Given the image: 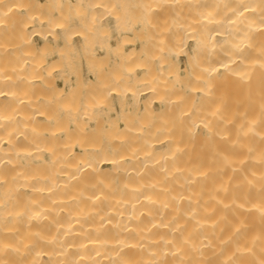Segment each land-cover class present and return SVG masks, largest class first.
<instances>
[{
	"label": "bare ground",
	"instance_id": "obj_1",
	"mask_svg": "<svg viewBox=\"0 0 264 264\" xmlns=\"http://www.w3.org/2000/svg\"><path fill=\"white\" fill-rule=\"evenodd\" d=\"M0 264H264V0H0Z\"/></svg>",
	"mask_w": 264,
	"mask_h": 264
},
{
	"label": "rangeland",
	"instance_id": "obj_2",
	"mask_svg": "<svg viewBox=\"0 0 264 264\" xmlns=\"http://www.w3.org/2000/svg\"><path fill=\"white\" fill-rule=\"evenodd\" d=\"M41 1H44V0H41ZM110 27L112 26V23H110V25H109ZM112 28V27H111ZM110 29V28H109ZM108 28L106 29V32H108V30H109ZM112 30H114L113 28H112ZM112 30H110V34H109V32H108V39L106 38V40H105V42H107L108 41V43H111L112 45H115L118 41H121L122 39H121V37L122 36H126V35H124L123 33H119V36H118V33H117V31L116 30H114V32H111ZM106 34V33H105ZM107 37V36H106ZM110 38V39H109ZM60 40V42L62 41V39H59ZM96 41V43H98L99 45H97L95 42H93V47H94V45H95V49L94 48H92L94 51L95 50H97L96 52H94L93 50H91V54H92V52H93V54L92 55H94L96 58H100V57H102L101 59H103V56L104 55H106V56H104V57H106V60L107 61H109V66L108 67H113L112 65H114V62L112 61V59H109V58H107L108 57V55H107V53H105V52H107V50L105 49V47L107 48V45H104L105 47H103V45H101L98 41L99 40H95ZM39 42V43H38ZM41 42V40H39V39H37L36 41H35V46H36V49L39 51V49L40 50H42L41 51V53H43L42 54V57H44L43 59L49 64V65H51L50 63L51 62H53V61H57L58 62V59H59V53H57V52H59L60 50L56 47V45H51V46H53L50 50L48 49L47 50V48H46V52H43V49H44V46H42V44H44V43H40ZM75 42L76 43H74L75 44V48H76V46H77V48L76 49H74L73 50V56H72V59H71V61L73 62L72 63V66L71 67H74V70H75V72H72L71 73V76H74L75 74L74 73H79L80 74V76H81V74H82V81L83 82H90V79L91 78H93V76H92V72L89 70V66L87 65V62L85 61V56H83L84 54V52H83V49L81 48L82 46H80V44H81V42H80V40H78V39H76L75 40ZM100 42H103V43H105L104 42V40L103 41H100ZM40 44V45H39ZM106 44V43H105ZM81 45H83V44H81ZM100 45L102 46V50L100 49L101 47H100ZM139 46V45H138ZM100 47V48H99ZM81 48V49H80ZM90 48H91V45H90ZM59 50V51H57V50ZM78 50V51H77ZM83 53H82V52ZM99 51V52H98ZM100 51H102V53L100 52ZM98 52V53H97ZM45 53V54H44ZM48 53V54H47ZM78 53V54H77ZM80 53H81V55H80ZM100 53V54H99ZM76 54H77V56L78 57H76ZM80 55V56H79ZM53 57H55V58H53ZM77 58V59H76ZM80 60H82V61H80ZM104 60V59H103ZM105 60V61H106ZM81 62V63H80ZM84 63V64H83ZM55 64V63H54ZM183 61L181 62V66L183 67ZM82 66V67H81ZM86 66V67H85ZM87 71V72H86ZM77 73V74H78ZM64 75H66L65 73H63ZM62 74V72L61 73H54L53 74V78H55L54 79V83L57 85L58 84V86L60 85V86H63V84L65 85V82H64V80H65V76H60V75H63ZM88 75V76H87ZM89 77V78H88ZM88 79V80H87ZM169 80H171V79H169ZM169 82V81H168ZM61 83V84H60ZM168 84H170L171 85V82H169ZM173 84V83H172ZM113 104H115L117 107H119V103L115 100L114 102H113ZM157 106H158V104H156ZM101 118H102V120L100 119L99 120V122H100V126H108L105 130H108V128L110 127V125L113 123V122H115V120L117 119V118H115L114 119V117H115V115H110V114H108V115H106L105 113H102V115L100 116ZM104 117V118H103ZM107 118V119H106ZM112 119V120H111ZM114 119V120H113ZM105 120H107V121H110V123L109 122H107V121H105ZM113 121V122H112ZM88 122V121H87ZM85 123H86V121H85ZM105 124V125H104ZM94 126H95V124H93V129H94ZM93 129H91V130H93ZM100 129H102V128H100Z\"/></svg>",
	"mask_w": 264,
	"mask_h": 264
}]
</instances>
